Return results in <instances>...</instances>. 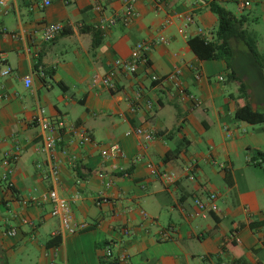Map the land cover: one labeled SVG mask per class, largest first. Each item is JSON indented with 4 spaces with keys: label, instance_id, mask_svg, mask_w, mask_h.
I'll use <instances>...</instances> for the list:
<instances>
[{
    "label": "crops",
    "instance_id": "0c3cea01",
    "mask_svg": "<svg viewBox=\"0 0 264 264\" xmlns=\"http://www.w3.org/2000/svg\"><path fill=\"white\" fill-rule=\"evenodd\" d=\"M4 1L0 69L9 65L12 72L0 74V264H264V167L254 163L264 155V121L235 116L237 104L245 102L264 113V0H137L129 22L121 16L126 0H107L102 11L98 0ZM212 1L246 17L244 28L262 59L244 42L232 39L231 46L234 55L252 57L263 83L259 92L237 67L234 79L224 59L203 60L191 48L194 36L215 37L219 18ZM115 15V26L97 29L103 16ZM187 15L194 17L189 26ZM58 22L62 33L44 41L46 25ZM140 41L151 43L148 64L134 75L119 73L115 90L94 80ZM176 67L179 81L165 79ZM153 74L161 79L152 81ZM25 77L32 78L29 87ZM147 99L152 109L144 106ZM40 108L45 118L68 125L56 149L58 185L40 151L43 130L32 119ZM72 125L91 140L81 144ZM138 127L157 138L145 143ZM115 143L126 156L105 159L102 148ZM16 147L22 154L11 167L10 188L2 179L8 168L3 154ZM173 150L178 155L165 161ZM148 164L174 172V182L155 177ZM101 167L112 178L109 188L97 174ZM55 186L73 201L75 219L86 229L55 235L60 220L51 215L50 202L22 203ZM211 193L218 211L198 208L195 199ZM13 228L17 233L11 236ZM108 243L113 258L106 257Z\"/></svg>",
    "mask_w": 264,
    "mask_h": 264
},
{
    "label": "built area",
    "instance_id": "2783aa9c",
    "mask_svg": "<svg viewBox=\"0 0 264 264\" xmlns=\"http://www.w3.org/2000/svg\"><path fill=\"white\" fill-rule=\"evenodd\" d=\"M107 0H98V5L96 7L97 10L102 11L104 9V4ZM127 1V7L125 9V12L121 15L123 20L125 22H129L132 16H135L136 10L134 7V4L137 0H126ZM46 5L50 3L49 0L45 1ZM250 3L248 1L243 2L244 6H248ZM0 5L5 6L6 3L4 0H0ZM184 20L186 22V26L191 25L194 22V17L192 15H187L184 17ZM118 21V16H110V17H102L100 23L97 25V29L99 31H106L110 27H113L116 25ZM64 30V25L62 23H50L46 25L42 32V39L46 42L54 40L59 34L62 33ZM180 32L183 34L184 29H180ZM199 32H202V30H199ZM207 40H211L212 37L206 36ZM163 38L160 36L156 39V42H162ZM151 48V43L146 42H137L134 47L132 48L131 54L129 57L126 58H119L117 59L110 67L108 72L103 76H94V80H100L101 83L107 87L110 90H115L117 88V76L119 73H126L134 75L137 73L139 65L140 64H148L149 63V50ZM12 72V67L7 65L4 69H0V74L3 76H7ZM182 74V71L179 67L174 68L168 75H166L165 79L172 80V81H179L180 76ZM152 81H159L161 78L153 74L151 75ZM219 80H223L224 78L222 76L218 77ZM25 84L27 87H29L32 84V78L31 77H25ZM178 89L185 93L184 87L180 85V83H177ZM4 96H1L2 98ZM188 97H191V99L197 104L200 105V100L195 98L193 95H189ZM142 92L138 91L136 95L137 100H142ZM144 106L148 109H152L154 107V103L152 100L147 99L144 102ZM137 109L136 105H133L131 110L135 111ZM45 110L40 108L38 114L33 116V122H36L38 125L41 126L43 130L42 134V145L40 147V151L45 152L47 154V161L49 165V172L52 179V182L55 185L59 184L60 179V164L59 160L56 155V149L60 145L61 141H63V130L67 127V123L64 119L60 118L57 120H52L44 117ZM70 130L73 133H76L80 137V143L86 144L89 142L90 135L85 131L75 126H70ZM225 131H229L228 127H225ZM136 133L139 136H142L145 140V143H149L153 140H155L158 136V134L151 130H146L142 127H138L136 129ZM230 136V134H229ZM22 154V150L18 147H16L15 150H7L3 154V162L8 165V168L6 172L3 174L2 179L6 182L8 187L13 188L14 187V181L12 180L11 173H12V166L20 159ZM102 156L107 159L110 157H125L126 154L123 151V149L117 144H112L106 148H102L101 150ZM74 158V156H73ZM75 160V159H74ZM140 160V158H137L136 161ZM254 163L261 165L264 167V155H260L256 160H254ZM148 166L151 168L152 174L157 177L158 179L166 182V183H172L175 180V173L174 172H168L162 169H159L157 166L153 164H148ZM224 166V165H222ZM98 176L102 179L104 185L106 188H109L112 186L113 181L110 176V174L103 168L99 171H97ZM50 202L52 204L51 208V215L53 217H56L60 220V228L55 233V235H63V234H75L78 233L84 229H86L87 225L84 222H79L75 219V210L73 201L71 199H68L64 196H61L58 192L57 186L49 189L47 192L43 193L39 197L33 196L30 199H24L22 203L24 205H34L38 202ZM195 204L198 208L201 210H208V211H218V205H217V195L215 193L209 194L207 199H195ZM143 217L148 218L149 215L146 212H143ZM24 223H29L28 220H23ZM125 232H129L128 229H125ZM17 231L16 229H11L8 234L11 236L16 235ZM168 237V231L163 230L160 234V238L162 240L166 239ZM239 240V239H237ZM105 254L108 258H113V248L110 243L106 244L105 247ZM121 259L123 260L124 257L122 256Z\"/></svg>",
    "mask_w": 264,
    "mask_h": 264
},
{
    "label": "trees",
    "instance_id": "16d2710c",
    "mask_svg": "<svg viewBox=\"0 0 264 264\" xmlns=\"http://www.w3.org/2000/svg\"><path fill=\"white\" fill-rule=\"evenodd\" d=\"M210 7L219 18V25L215 34V38L207 40L206 37L197 35L189 39V44L200 59H224L228 64V68L230 69V76L234 79H237L236 70L233 65L234 53L231 46L232 39L244 42L249 52L255 59L260 61L262 57L258 52L255 39L248 33L247 29L244 28V23L246 21L245 16L237 17L230 10L215 1L210 3ZM235 116L250 123L264 121V113L254 110L249 102L237 104ZM177 155L178 150H173L171 153L166 155L164 160H171Z\"/></svg>",
    "mask_w": 264,
    "mask_h": 264
},
{
    "label": "rangeland",
    "instance_id": "374dc122",
    "mask_svg": "<svg viewBox=\"0 0 264 264\" xmlns=\"http://www.w3.org/2000/svg\"><path fill=\"white\" fill-rule=\"evenodd\" d=\"M215 38V37H214ZM212 38V39H214ZM242 48H239L238 50H241ZM233 65L234 67H237L240 74L249 80V84L253 85L255 90L259 92L260 87L262 86V82H260V79L258 78V73L255 72V67L253 63V59L250 56H247V54H243L242 51H238L233 58ZM260 97V96H259ZM261 101L262 99H257Z\"/></svg>",
    "mask_w": 264,
    "mask_h": 264
}]
</instances>
